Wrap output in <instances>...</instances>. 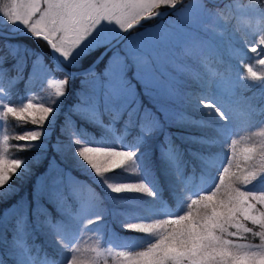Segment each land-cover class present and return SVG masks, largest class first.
Segmentation results:
<instances>
[{"label": "snow or ice", "instance_id": "obj_1", "mask_svg": "<svg viewBox=\"0 0 264 264\" xmlns=\"http://www.w3.org/2000/svg\"><path fill=\"white\" fill-rule=\"evenodd\" d=\"M229 4L230 0L228 4L197 0L186 6L185 0H8L0 7V22L10 29L22 30L65 63L73 59L77 52L85 54L95 48H103L104 54L111 52L102 72L93 69L84 73L73 109L81 118L108 133H115L117 124H121L120 129L125 134L136 132L133 147L87 144L79 138L70 119L65 120L61 131L69 137L78 160L110 193L154 197L155 193L144 181L112 183L106 177L129 165L138 168L139 148L136 145L160 127L154 113L141 100V95L151 97L164 110L180 103V92L173 85L166 67L186 44L190 34L179 24L175 30H158L148 34L141 30L145 22L164 15L159 11L161 8H168L182 16L185 24L197 28L209 26L204 32L208 39H201L195 47L196 50L210 47L211 28L223 27L219 23L220 15ZM261 46H264V35L251 44L249 50L259 56L258 48ZM185 51L192 52L193 49L186 48ZM5 62L6 58L0 56V78H6L9 85L7 88L0 85V91L8 94L24 79V75L21 62L11 67H6ZM256 63L264 67V56H260ZM245 71L248 79L261 81L264 86V76L258 75L253 67L245 65ZM52 72L42 58L37 57L28 80L39 79L40 73L47 74V78L53 76ZM241 78H244L243 74ZM68 85V77L53 85L57 99L52 106L35 105L30 101L22 107H14L8 102L3 104V115L15 117L21 128L31 117L33 130L19 132L15 137L18 142L16 148L21 152L31 151L41 141L44 136L42 129L54 113V105L68 94ZM223 86L229 88L231 84L225 81ZM201 103L204 108L214 109L224 123L229 120L232 123L229 114L219 105L210 101ZM176 120L197 126L205 123L189 121L182 116ZM69 124H72L75 140L68 135ZM259 126L264 127V121ZM218 128L221 134L227 135L228 127ZM259 135L264 136V131ZM191 139L206 142L198 137ZM3 140L6 153L9 137L4 136ZM53 147L57 152L62 149L59 142ZM161 154L171 165L178 205L183 204L180 191V181L184 177L180 166L181 154L167 136ZM240 156L242 161L237 158L236 141L233 140L228 166L218 173L212 190L196 194L182 214L150 222L126 223L127 230L153 239L139 251H116L115 255L122 264H264V191L252 190L257 185L264 186V144L244 147ZM40 159L36 157L32 163H39ZM233 161L235 171L231 170ZM29 174V161L24 157L9 159L0 155V198L6 199L13 194L14 178ZM45 184L47 202L53 211L43 209L47 217L42 227L54 247L43 239L34 246L35 255L31 254L33 249L17 254L16 237L27 232L30 222L26 205H14L13 209L0 216V237L7 241L10 234L12 240L9 258L14 264H59L61 257L63 264H98V258L104 255L103 246L91 248L95 257L85 256L77 241L81 232L99 233V229H89L102 221V215L94 212L88 202L75 198L68 189L64 170L52 161L47 171L37 179L34 189L37 203L33 214L41 211L39 189ZM249 237L258 238L259 243L251 242ZM115 247L112 245V248ZM0 264H4L2 258Z\"/></svg>", "mask_w": 264, "mask_h": 264}, {"label": "trees", "instance_id": "obj_2", "mask_svg": "<svg viewBox=\"0 0 264 264\" xmlns=\"http://www.w3.org/2000/svg\"><path fill=\"white\" fill-rule=\"evenodd\" d=\"M221 3L228 4L229 0ZM236 4L238 7H251V11L241 13L235 7ZM162 9L164 8L160 10ZM219 23L223 27L211 28L210 47L196 50L195 46L201 39H208L204 32L209 26L201 25L197 28L194 25L185 24L184 19H181L174 10L163 17L145 22L147 27L161 25L168 29H175V26L179 24L184 26L185 32L190 34L186 44L166 67L173 85L180 92L181 100L178 105L164 110L151 97L141 95V100L154 113L160 127L147 136L141 144L136 145L139 148L136 160L138 168L135 165H129L123 170L109 174L106 179L112 183L144 181L155 193L154 197L135 193L119 195L110 193L93 176L90 169L75 156L69 137L61 131L66 119L72 121L79 138L91 145L99 143L102 146L115 147L121 144V147H133L137 135L136 132L125 134L123 129H120L121 124L116 125L115 133H108L104 128L76 114L73 105L77 100V93L81 91V80L84 76H67L54 70L51 53L43 44H38L30 37L0 34V56L6 58L5 66L11 67L19 61L23 65L24 75V79L8 94L0 91V155L9 159L24 157L29 161L30 167L29 175L19 179L14 178L13 194L6 199L0 198V216L9 209H13L14 205H26L30 224L26 233L22 232L16 237L17 254L24 252L25 249H33L31 254L35 255L34 246L43 239L45 243L49 242L51 245V240L42 227L47 217L43 209L48 208L49 211H53L52 206L47 202L46 184L39 189L41 211L39 214L35 212L33 214L37 203L34 199L35 185L37 179L47 171L50 161L64 170L68 189L74 193L75 198L88 202L96 213L102 215V221L89 229L90 231L99 229V233H80L77 242L83 250V255L95 257L96 254L91 252V248L102 245L101 250H104V255L98 258V264H122L121 259L115 255L116 251H139L146 248L149 240L153 239L127 230L125 224L150 222L154 219L166 218L168 215L182 214L186 210L187 203L195 198L196 194L212 190L214 182L218 179V173L223 167L228 166L233 140L236 141V147L239 144L231 135L227 137L221 134L218 128L220 122L216 124L214 115L211 113L208 115L209 110L201 109L195 103L196 96L218 92L219 99L224 100L228 107L242 103L240 106L248 112L249 138L252 134L264 131V127L259 126L260 122L264 121V86L261 81L248 79L245 71V65H249L258 75L264 76V67L256 63L260 56H264V46L258 48L259 56L249 50V46L264 35V0H230L229 6L220 15ZM7 28L8 26L0 23L1 33L17 31ZM186 48L193 51L187 52ZM102 49L95 48L87 51L79 58L77 67L67 66L60 59L59 61L71 70L79 69L88 65ZM110 55L111 52L104 54L94 66V70L98 73L102 72ZM37 57L42 58L48 68L53 70V76L46 78L47 74L40 73L39 79L28 80L29 73L33 69V61ZM208 70H213L214 74H209ZM11 74L15 75V72ZM241 74L244 78H241ZM65 77L69 78L68 94L54 105L55 111L42 129L44 136L31 151L21 152L16 148L18 142L15 137L19 132L33 130L31 117L27 118V123L21 128L15 117L3 115V104L8 102L14 107H22L24 103L30 101L35 105L52 106L57 99L53 85L61 82ZM225 81L230 82L229 88L223 86ZM0 85L3 88L9 86L6 78H0ZM137 88L139 89L138 85ZM180 116L189 121L205 123L203 126L179 123L176 118ZM72 124L68 126V135L75 140ZM4 136L9 137L6 153L4 152ZM166 136L181 154L180 166L184 170V177L180 181V191L183 204L179 205L174 195L176 182L171 165L161 154ZM192 137H198L206 142H195L191 139ZM259 138L264 144V136ZM226 141L228 145L225 148ZM57 142L62 145L60 152L53 147ZM252 143L256 144L253 141ZM36 157L41 158L40 162L32 163ZM231 170H237L234 167V161ZM252 190L264 191V186L257 185ZM8 238L5 241L0 237V258L3 259L4 264H14L9 258V250L13 246L10 234ZM249 240L259 243L258 238L249 237ZM112 245L116 247L112 248ZM51 246L54 247V245ZM59 264H63V257L60 258Z\"/></svg>", "mask_w": 264, "mask_h": 264}, {"label": "rangeland", "instance_id": "obj_3", "mask_svg": "<svg viewBox=\"0 0 264 264\" xmlns=\"http://www.w3.org/2000/svg\"><path fill=\"white\" fill-rule=\"evenodd\" d=\"M8 1H0V7L3 6V4L7 3ZM194 2H197V0H185V6L188 5V4H191V3H194ZM236 8H238L237 10L241 13H248L251 11V7L250 8H247L244 6L243 7H238V4H236L235 6ZM249 7V6H248ZM176 13V12H175ZM177 14V13H176ZM178 15V14H177ZM179 16V15H178ZM181 17V19H184L182 16H179ZM2 24V22H0ZM158 26V27H157ZM157 26H145L144 29H142L141 31L145 34H148V33H152V32H156L158 30H164V31H168V30H175L177 26H175V29H168V28H165L161 25H157ZM7 29H10L9 27ZM12 31H15L14 29H10ZM22 31V30H20ZM17 32V31H16ZM26 36V35H25ZM83 54H81L80 52H77L76 54H74V58L71 59L69 62L65 63L64 61H62L60 58H58V60L60 59L65 65L67 66H76L79 64L80 60L79 58L82 56ZM51 59H52V56H51ZM61 63V62H60ZM62 64V63H61ZM87 66V65H86ZM84 66V67H86ZM84 67H81L79 69H82ZM208 73L209 74H214L213 70H208ZM201 93H204V92H201ZM204 95V96H203ZM203 95H198L194 98V101L195 103L201 107V109H207L209 110V114L208 115H211L213 114L214 115V122L217 124L218 122H220V125L221 127H228L229 131L227 133V135L225 136H229L231 135L233 138H236V140L239 142L238 146L236 147V154H237V158L239 160L242 161V156H240V152L241 150L244 148V147H247V146H250V145H253L252 141L255 142L257 145H260L262 144L261 142V139L259 137H261L259 135V133L257 134H252L249 138V135L250 132L247 130V127L249 126V123H247V111L239 104L237 106V103L236 105H233V106H226L227 104L224 102V100L222 99H219V93L218 92H212L210 94H203ZM202 101H205V102H213L214 104L216 105H219L220 107L224 108V110L229 114V116L231 117L232 119V123L231 121L229 120L227 123H224L223 121L220 120V118L215 114V110L214 109H209V108H204L202 106ZM211 113V114H210ZM219 125V126H220ZM253 138V139H252ZM227 142V141H226ZM225 142V143H226ZM228 145V142L226 143V146L225 148L227 147ZM223 154V153H222ZM226 154V152H225ZM222 157V155L220 156ZM234 167L235 166V161H234ZM130 194V193H128ZM131 194H134V193H131ZM136 194V193H135ZM95 212V211H94Z\"/></svg>", "mask_w": 264, "mask_h": 264}, {"label": "water", "instance_id": "obj_4", "mask_svg": "<svg viewBox=\"0 0 264 264\" xmlns=\"http://www.w3.org/2000/svg\"><path fill=\"white\" fill-rule=\"evenodd\" d=\"M222 1L224 0H217L216 2L217 3H221ZM160 12L164 13V15H167L168 13L172 12L173 10L171 9H168V8H164L162 10H159ZM163 15V16H164ZM163 16H160V17H163ZM0 34H4L5 36H18V35H26L23 33V31H17L15 33H1ZM27 36V35H26ZM29 37V36H28ZM104 55V49H102L98 54L97 56L84 68L82 69H75V70H71L65 66H63L60 61L58 60L57 57L52 56V66H53V69L54 70H57V71H60L62 73H64L65 75L67 76H78V75H81V76H84V73L89 71V70H93L94 69V66L96 65V63L103 57Z\"/></svg>", "mask_w": 264, "mask_h": 264}]
</instances>
